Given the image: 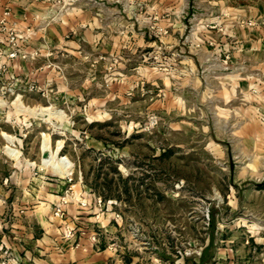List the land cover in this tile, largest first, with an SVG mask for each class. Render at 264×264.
Here are the masks:
<instances>
[{
  "label": "rangeland",
  "instance_id": "374dc122",
  "mask_svg": "<svg viewBox=\"0 0 264 264\" xmlns=\"http://www.w3.org/2000/svg\"><path fill=\"white\" fill-rule=\"evenodd\" d=\"M46 1L55 21L80 8L92 36L38 43L14 23L15 46L0 35V178L21 163L81 180L115 264H264L258 83L229 98L231 68L199 66L207 40L188 17L172 31L174 0Z\"/></svg>",
  "mask_w": 264,
  "mask_h": 264
},
{
  "label": "crops",
  "instance_id": "0c3cea01",
  "mask_svg": "<svg viewBox=\"0 0 264 264\" xmlns=\"http://www.w3.org/2000/svg\"><path fill=\"white\" fill-rule=\"evenodd\" d=\"M5 4L6 0H0V16ZM11 5L9 25L14 23L21 32L33 28L29 38L38 43H55L69 32H77L83 41L92 36L90 21L80 8L68 9L55 21L46 0H13ZM173 7L176 13L168 20L176 23L172 31L181 34L188 17L192 38L201 35L207 40L193 48L199 66L218 69L226 62L231 68L226 74L232 85L229 98L235 95L236 84L250 96L252 81L258 83L256 90L264 102V0H174ZM74 12L77 16H71ZM93 25L98 26L95 18ZM16 190L22 195L15 199ZM92 191L81 180L74 183L70 172L49 173L12 163L0 178V244L12 252L15 264H115L117 251L108 234L113 227L101 215L99 199ZM80 201L89 206L81 208ZM58 205L64 210L62 217L53 214Z\"/></svg>",
  "mask_w": 264,
  "mask_h": 264
},
{
  "label": "built area",
  "instance_id": "2783aa9c",
  "mask_svg": "<svg viewBox=\"0 0 264 264\" xmlns=\"http://www.w3.org/2000/svg\"><path fill=\"white\" fill-rule=\"evenodd\" d=\"M11 1L12 0H6V4L3 8L4 11L2 15L0 16V35L2 34L6 35L8 39V43L10 45L15 46L18 35L14 27H9V22H8V18L11 15V10H10ZM17 55H18L17 49L13 48L11 51H9L7 56L8 58L12 59L16 57ZM61 200H63V203H66V200H64V198H62ZM99 201L100 200H98V203H100ZM79 206L81 208H86L87 206H89V204L87 201L86 202L80 201ZM63 213H64V210L61 207V205H58L54 208V211H53L54 216L62 217ZM70 233L71 232H67V235L70 236ZM0 249H1V254H5L7 257H10L11 260L9 261H11V263H8V264H15V256L11 253V251L3 247L1 244H0ZM1 264H7V263L2 262Z\"/></svg>",
  "mask_w": 264,
  "mask_h": 264
}]
</instances>
